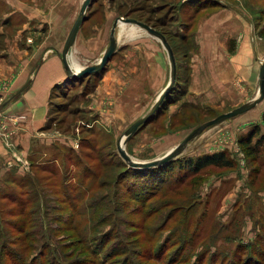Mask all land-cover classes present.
<instances>
[{
  "label": "rangeland",
  "instance_id": "obj_1",
  "mask_svg": "<svg viewBox=\"0 0 264 264\" xmlns=\"http://www.w3.org/2000/svg\"><path fill=\"white\" fill-rule=\"evenodd\" d=\"M0 1L3 10L12 8ZM17 1L41 17L50 8L57 15L65 11L68 27L82 2ZM211 1L203 2L214 7ZM183 2L92 0L69 50L76 68L96 63L119 16L165 35L175 57V81L125 142L133 160L161 157L195 127L240 104L233 96L222 102L190 93L196 19ZM230 2L251 15L257 40L264 39V0ZM36 18L16 11L3 35ZM119 24L116 49L103 68L76 79L66 75L52 88L40 129L44 138H32L25 165L0 175V264H264V127L255 121L242 125L246 110L206 126L164 164L129 167L117 140L152 106L170 78V64L157 37L133 23ZM5 40L0 37V46ZM10 80L0 78V123L12 113L1 112L12 97ZM261 103L264 98L256 104ZM0 142L13 157L1 137ZM221 151L230 165L195 167L198 159Z\"/></svg>",
  "mask_w": 264,
  "mask_h": 264
},
{
  "label": "crops",
  "instance_id": "obj_2",
  "mask_svg": "<svg viewBox=\"0 0 264 264\" xmlns=\"http://www.w3.org/2000/svg\"><path fill=\"white\" fill-rule=\"evenodd\" d=\"M220 1L222 6L193 13L196 19V53L191 56L188 88L192 95L205 100L220 99L225 102L233 96L231 101L242 104L249 101L247 96L253 92L254 96L257 92L264 39L258 37L260 40H257L251 26V15L245 13L243 7L231 0ZM7 4L12 8L3 10L5 8L0 1V37L2 41L3 37L6 39L5 44L0 46V78L11 76L9 89L12 97L3 101L5 104L1 112L25 114L26 119L13 139L17 142L14 145L17 153L20 151L19 155L26 160L32 138H44L46 134L40 129L48 119L50 92L66 78L58 47L70 27L67 26L65 11L57 15L59 12L55 13L50 8L47 17H41L40 11L31 12L17 0H7ZM16 11L27 15V18L31 15L39 18L31 24H17L12 36L3 35L10 30L8 22ZM201 13L205 15L200 20ZM18 37L21 42H16ZM28 38L32 42H28ZM230 43L231 50L228 49ZM243 114L239 117L243 120L242 125L255 121L261 128L264 127V103L255 104ZM13 165L21 163L11 157L0 142V175Z\"/></svg>",
  "mask_w": 264,
  "mask_h": 264
},
{
  "label": "water",
  "instance_id": "obj_3",
  "mask_svg": "<svg viewBox=\"0 0 264 264\" xmlns=\"http://www.w3.org/2000/svg\"><path fill=\"white\" fill-rule=\"evenodd\" d=\"M92 0H82L78 14L74 18L72 25L67 33V36L65 38V41L63 43L62 49L60 51V59L63 65V68L65 70V74L69 76L72 79H76L77 77L87 75L92 72H96L103 68L105 63L108 61V59L112 56L113 52L116 49L117 46V38L114 36V30L116 26L119 23H133L139 27H142L145 29L148 33L152 34L153 36L157 37L161 44L164 46V48L167 51V57L170 64V78L162 91L157 95L154 103L152 106L148 109V111L138 119H136L134 122H132L129 127L125 130L123 135H121L116 143L117 151L121 158L125 160L127 165L132 168H149L153 166H159L161 164L166 163L167 161L171 160L174 156H176L178 153H180L187 141H189L192 137H194L196 134H198L200 131H202L206 126L214 124L216 122H219L223 119L233 117L234 115L244 112L251 107H253L257 102L262 100L264 98V55L259 60V71H258V89L256 92V95L250 99L247 102H244L226 112L220 113L216 115L214 118L209 119L197 127H195L181 142L176 144L172 149L168 150L164 155H162L159 158H154L151 160H145V161H138L133 160L130 158V156L127 154L124 148V144L127 141V139L132 135L141 125L145 124L151 115L157 110L159 105L162 103V101L166 98V96L169 94L176 76V62L173 50L168 43L167 39L165 38V35L155 29L154 27L148 25L145 22H142L140 20H137L135 18L130 17H117L114 19L112 26L110 28V36H109V42L105 49L103 50L101 56L98 58L96 63H92L89 65H85L80 68H76L74 65H71V57H69V50L71 46L73 45L79 26L83 22V20L86 18V11L88 7L90 6ZM67 80V77L65 78ZM1 107V105H0Z\"/></svg>",
  "mask_w": 264,
  "mask_h": 264
},
{
  "label": "built area",
  "instance_id": "obj_4",
  "mask_svg": "<svg viewBox=\"0 0 264 264\" xmlns=\"http://www.w3.org/2000/svg\"><path fill=\"white\" fill-rule=\"evenodd\" d=\"M26 116L23 113H10L1 123H0V137L5 140L6 146L13 150V157L16 161L23 165L26 164L25 159L17 153V149L13 146L11 140L15 136L17 130L21 127V124L25 121Z\"/></svg>",
  "mask_w": 264,
  "mask_h": 264
},
{
  "label": "trees",
  "instance_id": "obj_5",
  "mask_svg": "<svg viewBox=\"0 0 264 264\" xmlns=\"http://www.w3.org/2000/svg\"><path fill=\"white\" fill-rule=\"evenodd\" d=\"M184 1L185 2L181 3V5H184V3H185L186 5H188L189 7H191L193 9V13L194 12H198V11H200L203 8L210 7L209 5H212L211 3L207 4V3L203 2L204 0H184ZM211 2H215L214 7H216V4H218L219 6L223 5V3L219 2V0H212ZM57 85H55V86H57ZM259 137H264V133H260ZM256 142H257V140H256ZM208 163L230 165L231 160H229L228 158H225L223 156V152L221 151V152H218L216 154L205 155L202 158L198 159L197 162H196V166L195 167L198 169V168H200V167H202V166H204V165H206Z\"/></svg>",
  "mask_w": 264,
  "mask_h": 264
},
{
  "label": "bare ground",
  "instance_id": "obj_6",
  "mask_svg": "<svg viewBox=\"0 0 264 264\" xmlns=\"http://www.w3.org/2000/svg\"><path fill=\"white\" fill-rule=\"evenodd\" d=\"M77 14H78V13H77ZM81 24H82V23H81ZM81 24H80V25H81ZM121 24H125V23H121ZM119 25H120V24H119ZM74 42H75V41H74ZM73 44H74V43H73ZM69 54H70V53H69ZM69 57H71V56L69 55ZM71 59H72V58H71ZM71 62H72V61H71ZM71 62H70V63H71ZM71 64L73 65V63H71ZM79 68H80V67H79ZM255 95H256V94H255ZM255 95H254V96H255ZM254 96H253V97H254ZM253 97H252V98H253Z\"/></svg>",
  "mask_w": 264,
  "mask_h": 264
}]
</instances>
